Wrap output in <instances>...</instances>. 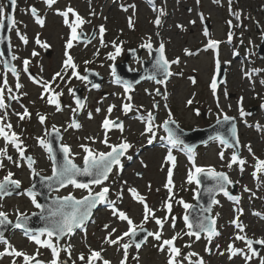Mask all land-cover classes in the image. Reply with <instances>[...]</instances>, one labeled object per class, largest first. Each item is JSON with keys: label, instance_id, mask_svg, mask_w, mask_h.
Returning <instances> with one entry per match:
<instances>
[{"label": "rangeland", "instance_id": "rangeland-1", "mask_svg": "<svg viewBox=\"0 0 264 264\" xmlns=\"http://www.w3.org/2000/svg\"><path fill=\"white\" fill-rule=\"evenodd\" d=\"M5 1L0 0V5L4 6ZM132 5L134 8L131 7ZM31 7H35L38 16L44 19L43 27L36 23V17H33L29 11ZM68 7L73 8L86 21H90L77 31L78 34L83 33L85 38L94 34L93 41L78 43L75 40L73 47L66 49L71 29L65 25L64 17L58 15L57 10L64 11ZM129 18L133 21L132 28L129 27ZM157 18L160 19L159 26L155 24ZM74 20L75 17L70 13L69 23ZM15 21L10 35L11 53L12 56L18 57L13 60V64L19 73V83L23 87L16 89L17 78L3 71L0 59V87L3 86L6 78L7 86L12 88V94L20 98L19 102L11 100L4 123L13 125L11 131L17 133L23 141L25 156L31 157L35 163L30 168L27 159L21 160L15 148L11 144L8 145V154L16 163L3 160L5 166L0 169V180L11 171L14 173L12 179L21 182V191L0 200L2 205L0 211L7 212L12 221L16 220L17 210L28 215L37 211L30 199L22 193L32 185L33 169L41 176H49L52 171L49 154L45 148L40 147L38 138L46 140L45 133L55 125L63 134L61 143L70 146L72 152L77 154L74 162L81 164L84 155L81 144H86L100 152L110 151L101 143L105 134L102 124L107 117L112 121L119 120L123 124L122 133L115 127L108 130V143L118 145L126 139L132 145L121 160L123 170L115 167L105 182L110 189L108 199L116 201L118 209L126 212L134 223L139 225L143 221V205L135 201L128 191L130 188H135L145 197L146 203L155 211L156 216L163 218L167 215L165 202L168 200L169 192L165 185L168 180V170L171 168L174 199L171 216H168L169 223L164 226L163 238L169 239L176 233L183 234L187 231L183 221L186 211L177 201L183 199L191 205L194 202L197 186L195 183L191 185L187 183L192 163L188 158L189 155L175 148L171 149L175 157V165L166 162L171 148L167 141V133L162 126L154 127L155 139L149 144L148 135H141L146 126L141 118L146 121L148 113L151 112L156 117L155 125H162L164 120L168 119L170 110L179 128L190 131L210 126L218 116L222 118V109L224 114L236 119L240 144L239 156L247 161L244 171L241 173L238 165H233L232 169L226 166L234 151L216 140L194 150L195 163L200 167H214L216 171H223L231 180L238 182L235 184L239 188L237 194L240 197L239 204L223 196L217 198L220 203L213 207L212 216L217 217L218 214L216 227L221 235L213 238L210 245L204 235L198 241L195 237L182 235V238L175 241V246L181 249L180 259L189 252H195L199 258H203L204 264H259L260 259L264 258V246L250 261H245L241 255L229 260L227 247L229 244H234L235 247L247 251L243 241L234 240L238 229L231 221L237 216L236 208L243 209L239 221L245 226L247 237L253 240L264 238V218H262L264 217V175H261L259 180L253 177L252 173L255 170L253 165L256 161L245 147L250 145L255 156L264 160V108L261 107L264 105V84L261 83L264 80V58L256 55L264 37V0H199V3L197 0H57L51 8L44 3V0H17ZM193 21L195 23H192ZM101 25L106 29L102 38L103 45L106 46L101 44L99 33ZM207 25L209 35L205 36ZM17 32L27 36V45L19 39ZM229 33L232 34L231 42H229ZM37 37L42 43L49 45L47 48L50 50L49 57L45 56L46 48L36 43ZM210 39L220 42L218 57L217 50H205ZM148 42L152 44L153 49L163 43L167 59L172 61L179 58L180 63L171 65L170 70L173 75L166 84H156L154 80L145 81L135 86L129 93H125L124 84L115 82L110 66L121 62L128 50L135 49L137 58L130 59L128 66L130 70H140L141 60H147L148 55L145 51L141 53L139 51L142 49L141 45ZM113 43L123 48L122 54L115 61L107 58L108 54L114 51ZM185 49L193 54L186 55ZM66 50L78 65L77 71L81 75H84L85 69H93L103 78L98 88L90 87L86 82L71 77V69L68 70L64 81L57 79L55 83H51L55 74L62 71L63 62L67 58ZM33 51L39 55L33 57ZM217 58L220 66L225 69V81L213 95L210 85L213 77H216ZM25 59L31 61L29 69L37 80L41 83L48 81L52 89L63 93L60 96L61 111H56L54 105L47 103L48 96L53 93L45 94V99L40 98L43 93L40 84L33 83L29 78L30 75L23 71ZM85 61L90 63L86 64ZM246 73H251V79L245 75ZM193 78L195 84L192 82ZM76 86L82 88L85 99V107L77 121L81 125L79 129L68 127L74 117L72 109L76 108L69 89L73 90ZM157 88L160 89L161 95H156ZM8 95L5 89V102L9 104ZM127 95H131V101L126 99ZM241 97H243L244 111L247 113L244 117L239 114L238 102ZM189 99H193L190 106L187 105ZM125 103L133 105L132 111L127 114L123 111ZM21 104L31 113V118H26L22 122L14 114L23 112L24 108ZM154 104H158L159 107L154 108ZM112 105L115 107L109 114L107 110ZM250 107H256L254 113H248ZM197 110L199 115L196 114ZM3 114L0 111V116ZM37 114L47 117L45 124H40ZM257 123L262 126L261 130L255 127ZM88 137L94 138L96 142L92 143L91 140L86 139ZM3 147L4 141L0 138V148ZM221 151L224 152L223 160L219 155ZM17 163L20 164L19 167L16 166ZM100 187L93 186V191H100ZM245 187L251 191H244ZM121 191L122 199H117ZM69 193L77 199L87 195L86 190L76 189L71 185L53 192L60 197ZM252 193L255 195L253 196ZM172 216L176 217L174 229L170 226ZM104 225H109V228L105 229ZM144 227L152 232L158 230L153 220H149ZM112 228L117 229L111 237L115 239L127 231V223L114 217L111 209L105 206L96 212L85 230H79L70 238L61 241L62 246H67L69 243L72 245V259L69 260L67 253L61 252V260L67 261V264H72V261H75V264H83L78 257L84 254L87 259L90 254L89 249H92L101 251L103 258L111 261V264H120L123 250L119 245L110 246L104 243L105 237ZM7 235L10 237L6 239L17 250L29 255L35 254L38 246L26 236H22L21 232L10 231L4 237ZM128 239L126 237L121 243L127 242ZM190 242H192L191 247H185ZM157 243L155 239L148 237L147 242L138 252L135 246L130 248L127 264H167V252H160L155 247ZM3 247L0 245V251ZM206 248H211V254L205 250ZM220 252L224 255H220ZM40 253L37 258L48 264L52 258L51 250L40 248ZM135 256H139L138 261L133 259ZM198 257L192 259L196 260ZM13 259L16 260V264H23L22 257L9 256L0 259V264H11ZM93 264H102V261H94ZM183 264H188V261L183 260Z\"/></svg>", "mask_w": 264, "mask_h": 264}, {"label": "snow or ice", "instance_id": "snow-or-ice-1", "mask_svg": "<svg viewBox=\"0 0 264 264\" xmlns=\"http://www.w3.org/2000/svg\"><path fill=\"white\" fill-rule=\"evenodd\" d=\"M57 0H44V3L51 8ZM9 3L11 7L14 9L17 4V0H9ZM197 3H199V0H197ZM131 7L134 8V5ZM127 11V9H124ZM33 17H36V23L39 24L41 27L44 26L45 21L44 19L40 18L37 14V9L35 7H31L29 9ZM72 14V16L75 17L74 22L69 23V14ZM57 14L64 17V23L71 29V36L70 39L67 41L66 49H71L73 47V41L78 40L80 38V35L78 34L77 29L81 28L85 23H88L90 21H86L84 18H82L78 13L75 12V10L71 7H68L64 11L57 10ZM163 14V13H161ZM237 15L238 14H235ZM201 19H203V16L201 14ZM5 20L8 21L9 24L15 25L16 21L14 17L6 15L5 14V6L0 5V28L4 27ZM192 23H195L194 21ZM155 24L159 26L160 19L157 18L155 21ZM229 24L231 25V21H229ZM129 27H133V21L131 18H129ZM178 27H182L179 26ZM106 29L103 25L99 28V33L101 36V44L103 45V35L105 33ZM17 35L19 36V39L25 44H28V39L26 35L20 34L17 32ZM204 35L208 36L209 33L207 30L204 31ZM264 38V37H262ZM150 39V38H149ZM232 34L229 33V42H231ZM36 43L40 45L43 48H48L49 45L46 43H42L39 38L37 37ZM219 41L215 40H209L208 44L206 45L205 50L207 49H213L217 50V57H218V47H219ZM112 47L114 49L113 52L108 54V59L115 61V59L122 54L123 48L121 45H118L116 43L112 44ZM141 47L147 48L149 50V54L151 55L153 49L152 44L150 42L142 44ZM158 51V57L155 60V63L153 64V68L155 71L151 74L145 77V79L154 80L156 84L164 85L167 82V79L173 75L172 71L170 70L171 65L173 64H179L180 60L179 58H176L175 60L169 61L167 57L165 56V47L164 44L161 43L159 48L156 50ZM98 54V53H97ZM186 55H192L189 50L185 49ZM2 55V53H0ZM39 55L36 51L32 52V56L35 57ZM65 56L67 57L63 62V68L61 72H57L55 76L53 77V81L51 83H55L57 79L60 81H64L65 77L68 75V70L71 69V77H75L76 79L91 83L88 80V76L81 75L78 71V65L74 62L73 57L68 54L67 50L65 51ZM13 60L18 59L15 55L12 56ZM31 63L30 60L25 59L23 60V71L25 73H28L29 70V64ZM85 63H90V61H85ZM8 66V65H6ZM9 71L17 78V83L15 85L16 89L19 90L23 87L22 84L19 83V73L17 72V69L14 66H8ZM112 69V75L116 76V69L114 66H110ZM216 70L217 72L220 70V61L217 58L216 59ZM85 71H88V69H85ZM249 79H251V73L245 74ZM157 76H160L162 78H157ZM69 77V80L71 79ZM30 79L33 80V83L40 84L41 88L43 89V93L41 95V99H45V94L51 92L52 95H49L47 98V103L49 105H54L56 108V111H61V102H60V96L63 95L62 92H56L55 89L51 88V83L48 81H44L41 83L39 80L34 79L29 76ZM116 83H120L119 78H116ZM193 84L196 83L195 79H192ZM262 84H264V80L261 81ZM7 79L5 78L3 81V86L0 87V111H2L4 114L0 116V138L4 141V147L0 148V169H2L5 165L3 163L4 159H7L9 161H13V158L11 155L8 154V145L11 144L15 150L19 153L20 159L24 160L27 159L28 165L31 168V166L35 163V161L31 157L25 156V149L23 148V141L20 139V136L15 133L14 131H11L13 128V125L11 123H4V121L7 119V109L10 107V104L5 102V89H7L8 100H17L19 102V97L12 94V88L8 87ZM59 86V85H57ZM92 87L98 88L99 85L93 84ZM211 90L213 95L216 94L217 91V79L214 76L211 82ZM132 90L131 84L125 83L124 84V92L129 93ZM147 91V90H146ZM69 93L75 98V104L76 108L72 109L74 117L76 113L79 110H82L85 107L84 102H82L78 97H75V92L72 89H69ZM26 95V93H24ZM156 95H161L160 89H156ZM165 100L167 99V94H164ZM126 99L128 101L132 100L131 95H127ZM193 103V99H189L187 101V105H191ZM239 114L241 117H244L247 115V113L244 111L243 108V97L239 100ZM21 107L24 108L23 112H17L14 113L18 116L19 121H24L26 118H31V113L28 111L26 107H24L21 104ZM115 105H112L108 108V113L111 114L113 108ZM154 108H158V104L153 105ZM167 107V105H165ZM217 107L219 108V103L217 102ZM230 107V106H229ZM262 108H264V105H261ZM133 105L131 103H125L123 105V111L125 114L132 111ZM97 112H99V109H97ZM197 115H199V111L196 112ZM40 124H45L47 117L45 115L37 114ZM221 115L223 119L220 118V116L217 117L216 123L218 125L224 124V123H231L235 120V117H230L227 114L223 113V110L221 109ZM89 118H91V113H89ZM142 122L145 123V131L141 133V135H148V143L151 144L153 140L155 139V132L154 127H160L162 126L164 131L167 133V141L171 145V148L168 151L166 162H172L173 166L175 165V157L172 154L171 149H179L180 151H185L189 154V160L192 163V169L189 170L188 176H187V183L189 185L195 183L197 186L201 184V176L205 177L206 179H209L213 181V184L211 187H208L205 189L206 193L210 197V202L208 207L201 206V212L205 215L197 216L195 219L190 218L189 210L192 209L194 206L191 204L186 203L183 199H180L177 201L186 211V214L183 216L184 224L187 228L186 232L176 233L169 239L163 238V230L166 223H169L168 216H171L172 213V200L174 199L173 195V180H172V169L170 168L168 170V180L165 187L168 189L169 197L168 200L165 202V208L167 210V215L163 218L157 217L155 214V211L151 209L148 204L146 203V199L144 196L138 193L137 189L130 188L128 191L131 193L132 198L137 201L138 203L143 205V221L141 224L137 225L134 223V221L126 214V212L119 210L116 206V201L109 200L108 194H109V187L105 185V182L109 179L110 174L113 171V168L116 167L119 170H123V165L121 163V158L126 155L128 150L132 147L130 143L127 142L126 139L122 140V142L118 145H112L108 143V137L107 132L112 127L119 128L121 133L123 132V124H117L115 121H112L108 119L107 117L104 119L102 127L105 129L104 139L101 141V143L105 144L106 147L110 149V151L107 152H100L96 151L93 148H90L86 144H81L80 147L83 151V164L78 165L74 162L76 153H73L70 146L66 144L60 145V152L63 154L62 161H57L56 157L53 152L52 142L51 140H45L43 138H38V142L40 147L45 148L49 154V157L52 159L53 167H52V175L48 177H40V181L45 184V186L48 188L49 193L52 191H59L60 188H65L69 185L76 189L86 190L87 195H84L83 197L77 199L73 194L69 193L68 195H65L63 197L56 196L55 198L51 199V203L46 205L41 204L37 200V195L33 189L35 188V184H33L32 189H28L22 194L26 195L30 201L31 204L38 209V212H33L32 216H38L41 221H43V226L38 229H33L29 227V222L31 220V217L24 212H20L17 210L16 212V221L15 223L9 219V215L5 211H0V229H7L9 226H11L13 229H19L22 230L23 234L27 237V239L31 242H33L35 245H37V249L35 254L29 255L28 253L17 250L8 239L4 237L3 231H0V245H3V250L0 251V259H2L5 256L9 257H15V258H23V264H45L44 261L38 259L37 257L40 256V248L44 249H50L51 250V260L48 262V264H67V261L61 260V252H65L68 255V259L71 260V250L72 245L69 243L67 246H62L61 241L65 238H70L72 235L75 234L77 229L85 230L87 227L88 222L92 219L93 216V210L97 208L98 205L104 204L108 206L111 209L112 215L116 217L120 221H124L127 223V231L123 232L121 235L117 236L115 239H112V235L117 231L116 228H112L111 231L108 233V235L104 239V243L108 245H119L120 249L123 250V258L120 261V264H127L128 258H129V249L135 246V249L137 252L141 248V243L136 242L135 238L139 236L140 233H146V236L144 237V242L147 241L148 237H152L155 239L158 243L155 245V247L158 248V250L162 253L167 252L168 259L167 264H183V260H187L188 264H204L203 258H199L198 254L195 252H189L186 256H183V259H180L182 257V252L179 247L175 246V241L177 239L182 238V235H186L189 238L195 237V240H200L201 235L205 234V238L208 241V244L210 245L212 243L213 238L218 237L221 235V233L217 230L216 224H217V217L211 216L212 212V206L217 205L220 203L219 200L215 199V195L218 193H223L225 197H227L230 201H233L236 204H239L240 197L234 196L228 191L229 185H234L235 183L233 180L230 179L229 175L223 171H216L214 167H200L197 166L195 163V152L193 148L187 146L184 144V141L180 138V135L178 134L179 131V124L175 119H173V114L169 110L168 111V119L164 120L162 125H155L156 117L149 112L146 118V121L141 118ZM172 125H175V128L171 127ZM251 127V125H249ZM69 128H75L79 129L81 125L77 122V120L74 118L70 124L68 125ZM257 130H261L262 126L257 123L255 126ZM5 129H8L6 131ZM53 133L55 134L56 139H61L60 136V130L53 125L52 126ZM231 137L235 139V144L230 143L229 139L224 138L223 136L217 134L214 137H210L212 140L219 141V143L225 147H234L239 148V139L236 136V126L235 123H231L230 128ZM46 136L52 135L51 133L46 132ZM86 139H89L92 141V143H95V139L88 137ZM247 147L248 152L253 156V159L256 161V163L253 165L254 172L252 173L253 177L258 179L261 175H264V160L259 159L255 156L253 153L252 147L250 145H245ZM220 159H224V152L221 151L219 153ZM16 163L15 161H13ZM247 163L245 159L240 158L239 154L237 152H233L231 155L230 162L227 163V167L229 169L233 168V165H238L239 170L241 173L244 171V165ZM17 167L20 166L19 163L16 164ZM14 173L9 171L7 175L4 176L3 180H0V200L4 199L7 196H10L15 192L16 190L21 188V182L19 180L12 179ZM32 175L35 177L39 175L35 172L33 169ZM78 177H88V182H81L78 180ZM126 183V182H125ZM103 187H100L102 186ZM93 186L100 187V191L94 192ZM150 187V186H149ZM244 191L250 192L251 190L247 187L244 188ZM254 196L255 193H252ZM200 193L197 192L195 194V197L197 200H199ZM117 199H122V191L120 194H118ZM2 207V205H0ZM235 211L237 212L236 218L231 221L232 224L235 225V227L238 229V232L234 236V240L237 241H243L247 247V251L245 249L237 248L234 246V244H229L227 247V251L229 253L228 259L231 260L233 257L237 255L243 256L245 261H250L253 257L258 255L257 250L253 247L254 245H261L264 246V238L261 239H249L245 233V226L239 221V216L243 214L242 208H236ZM254 215H260V213H254ZM264 218V217H262ZM149 220H153L155 224L158 226V230L155 232L147 231L144 227L145 224L149 222ZM175 221L176 217H171L170 226L174 229L175 228ZM105 229L109 228V225H104ZM129 238L127 242L121 243V241H124L125 238ZM55 241V242H54ZM194 242V241H193ZM191 243H188L185 245V247H191ZM217 248H219V245H217ZM119 250V249H118ZM207 252L211 254V248L205 249ZM89 256L87 259L85 258L84 254H81L78 259L83 262V264H93L94 261H102V264H111V261L104 259L101 255V251H95L92 249H89ZM248 253H251V255H248ZM220 255H224L223 252L219 253ZM192 257H198L196 260H193ZM135 260H139V256L133 257ZM11 264H16V260L13 259ZM72 264H75V261H72ZM259 264H264V258H261L259 261Z\"/></svg>", "mask_w": 264, "mask_h": 264}, {"label": "water", "instance_id": "water-1", "mask_svg": "<svg viewBox=\"0 0 264 264\" xmlns=\"http://www.w3.org/2000/svg\"><path fill=\"white\" fill-rule=\"evenodd\" d=\"M4 5L6 8V15L14 17L15 8L13 9L11 7L9 0H6ZM12 26L13 25L9 24L8 21L5 20L4 27L0 28V53H2V55H0V59H1L3 71L9 72V73H11V72L9 71L8 66H14L13 59H12V53H11V44H10V33H11ZM206 29L209 32V26L208 25L206 26ZM79 35H80V38L78 39V42H80V43H82V42L90 43L94 39V34H91L90 37H88V38H85V35L83 33H79ZM157 49H153L151 55L149 54V50L147 48L142 47V49H140L139 53H141L142 51H146L148 54V60H142L141 61V69L140 70H130V68L128 66V61L130 59L137 58V50L131 49V50L127 51L123 61L121 63H117L114 65V67L116 69V76L115 77L113 76L114 79L116 80V78H119L120 82H122L123 84H125V83L131 84L132 89L142 82L150 81V79H145V77L148 75H151L155 71V69L153 68V64L155 63V60L158 57V51H156ZM257 55L259 58H264V38L261 42V45L258 46V48H257ZM45 56L46 57L50 56V50L49 49L45 50ZM6 65H8V66H6ZM28 72L30 73L31 77H33L34 79L37 80V78L30 71V69L28 70ZM84 75L88 76V80L91 83H88V82H86V83L90 87H92L93 84L100 86L101 83L103 82V78L100 77L95 70H88L85 72ZM157 78L159 79L162 77L157 76ZM169 79H170V77L167 79V82L169 81ZM216 79H217V87L221 86L222 83L224 82V79H225V69L223 66L222 67L220 66V70L217 72ZM73 91L75 92V97H78L85 104V100H84L83 95H82V91H83L82 88L76 86L73 89ZM74 101H75V98H74ZM10 102H11V100L9 101V104H10ZM82 110H79L76 113V115L74 117L76 120H77L78 116L81 114ZM255 110H256V107L249 108L248 113L249 114L254 113ZM221 119H223V117ZM115 122L117 124L121 123V121H115ZM231 123H235V126H236V119ZM231 123H224V124L218 125L215 121L213 124H211L208 127L199 128V129H192L190 131H186V130L179 128L181 131H179L178 134L180 135V138L184 141V144L193 148V150H195L199 146H204V145L208 144L209 142L213 141L212 139H210V137H214L217 134L223 136L226 139H229L230 143L235 144V139H233L231 137V133H230ZM171 127L175 128V125H172ZM48 133L52 134L50 136H47V140H51V142H52L53 152H54V155L56 157V160L58 162L62 161L63 154L60 152L62 134L60 133L61 139H56L55 134L53 133V130H50ZM236 136L238 138L237 126H236ZM229 148H231L233 151L240 154V147L239 148L229 147ZM27 157H29V156H27ZM124 157H122L121 160ZM50 160L52 163L51 158H50ZM82 164H83V162L81 164H78V165H82ZM52 167H53V163H52ZM51 175H52V172H51ZM40 177H45V176H41V175L35 176L33 179L32 185L28 189H32L33 184H35V188L33 189V191L38 193V195H37L38 202L47 206L48 204L51 203V199L55 198L56 195L53 194V192H55V191H52L51 193H49L48 188L45 186V184H43L40 181ZM46 177H48V176H46ZM77 179L80 180L81 182H88L89 181L88 177H78ZM212 184H213V181L206 179L205 177L201 176V184L199 186H197V188H198L197 192L200 193L199 200H197L196 198L194 199V203L192 204L194 207L192 209H190L189 213H188V214H190L191 219H195L197 216H200V215H205L204 213L201 212V206H203V207L209 206L210 197L206 193L205 189L208 187H211ZM228 188L231 189L229 192L235 196V194L238 191L236 184L229 185ZM61 189H63V188H60L59 190H61ZM20 191H21V188L16 190L15 192H13V194L10 196L16 195ZM220 195H223V193L216 194L215 199H217V197ZM7 197H9V196H7ZM105 206L106 205H104V204L98 205L97 208H95L93 210L92 218L95 216L96 212L99 209H101ZM213 207H214V205L212 206V209H213ZM38 211L39 210L37 209V212ZM211 214H212V212H211ZM29 216L31 217V220L29 222L30 228L38 229V228L43 226V221H41L38 216H32V215H29ZM91 220L88 222V224L91 222ZM15 221H13V222L15 223ZM79 230L80 229H77L76 232H78ZM0 231H3L4 235L10 231H12V232L19 231V232L23 233L22 230L13 229L11 226H9L7 229H0ZM202 235H205V234H202ZM145 236H146V233H140L139 236L135 238L136 242L141 243V245H142L141 248L147 242V241L144 242ZM147 240H148V238H147ZM253 247L257 250L258 253L263 248V246H261V245H254Z\"/></svg>", "mask_w": 264, "mask_h": 264}, {"label": "trees", "instance_id": "trees-1", "mask_svg": "<svg viewBox=\"0 0 264 264\" xmlns=\"http://www.w3.org/2000/svg\"><path fill=\"white\" fill-rule=\"evenodd\" d=\"M6 237L9 238L10 236L7 235Z\"/></svg>", "mask_w": 264, "mask_h": 264}, {"label": "flooded vegetation", "instance_id": "flooded-vegetation-1", "mask_svg": "<svg viewBox=\"0 0 264 264\" xmlns=\"http://www.w3.org/2000/svg\"><path fill=\"white\" fill-rule=\"evenodd\" d=\"M78 121V120H77Z\"/></svg>", "mask_w": 264, "mask_h": 264}]
</instances>
